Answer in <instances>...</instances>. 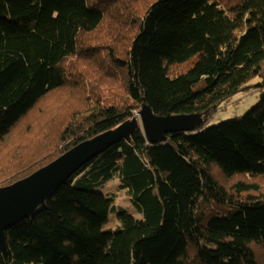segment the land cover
<instances>
[{
	"label": "trees",
	"instance_id": "obj_1",
	"mask_svg": "<svg viewBox=\"0 0 264 264\" xmlns=\"http://www.w3.org/2000/svg\"><path fill=\"white\" fill-rule=\"evenodd\" d=\"M144 106L203 123L139 125L9 228L0 264H264V0H0V188ZM115 175L142 220L92 188Z\"/></svg>",
	"mask_w": 264,
	"mask_h": 264
},
{
	"label": "water",
	"instance_id": "obj_2",
	"mask_svg": "<svg viewBox=\"0 0 264 264\" xmlns=\"http://www.w3.org/2000/svg\"><path fill=\"white\" fill-rule=\"evenodd\" d=\"M139 121L133 119L116 132L104 133L90 141L72 148L50 164L30 176L0 188V245L5 249V232L16 223L33 217L37 208L60 186L64 185L82 167L90 163L139 125L150 143H161L167 135L192 132L202 125L200 114H179L159 116L150 107L144 106L139 112Z\"/></svg>",
	"mask_w": 264,
	"mask_h": 264
},
{
	"label": "rangeland",
	"instance_id": "obj_3",
	"mask_svg": "<svg viewBox=\"0 0 264 264\" xmlns=\"http://www.w3.org/2000/svg\"><path fill=\"white\" fill-rule=\"evenodd\" d=\"M260 79H256L253 83H258ZM260 89H252L249 92H242L223 104V107L218 111L214 117L208 122L209 125H216L220 122L230 120L239 116H243L252 107H254L260 99ZM138 124L140 123L139 118L137 119ZM122 129L119 127L117 130ZM116 130V131H117ZM115 131V132H116ZM121 180L118 175H115L112 180L104 182L92 188L98 192L113 198L116 207L122 208L125 212L134 216L136 219L142 220L143 213L138 210L136 205L133 203L130 196L127 194L125 188L121 187ZM120 227V223L116 218L114 212H112L106 222L104 223V231H115ZM16 264H28V263H16Z\"/></svg>",
	"mask_w": 264,
	"mask_h": 264
},
{
	"label": "clouds",
	"instance_id": "obj_4",
	"mask_svg": "<svg viewBox=\"0 0 264 264\" xmlns=\"http://www.w3.org/2000/svg\"><path fill=\"white\" fill-rule=\"evenodd\" d=\"M138 116H139V113H138ZM139 118V117H138Z\"/></svg>",
	"mask_w": 264,
	"mask_h": 264
}]
</instances>
